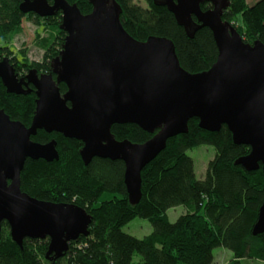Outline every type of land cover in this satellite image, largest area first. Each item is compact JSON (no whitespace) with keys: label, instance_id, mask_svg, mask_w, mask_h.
Instances as JSON below:
<instances>
[{"label":"water","instance_id":"1","mask_svg":"<svg viewBox=\"0 0 264 264\" xmlns=\"http://www.w3.org/2000/svg\"><path fill=\"white\" fill-rule=\"evenodd\" d=\"M89 1L93 10L85 15L67 0H21L24 14L45 18L62 13L67 37L51 73L31 69L20 77L10 58L0 59L7 92L28 95L32 85L37 96L30 127L0 108V239L4 222L21 248L26 238L49 239L50 261L62 258L73 241L89 236L93 216L76 204L42 201L22 191L21 173L28 159H60L55 139L45 144L32 140L40 130L81 141L86 166L94 158L123 161L132 205L142 198L143 169L166 149L169 139L188 133L194 118L209 132L226 125L235 144L251 148L235 163L249 172L264 169V43H246L223 20L230 0H154L190 38L202 28L212 31L219 55L202 73L181 66L172 40L132 37L121 22L117 0ZM205 3L213 8L203 11ZM62 83L66 93L60 90ZM117 124H135L153 137L142 144L119 141L112 133ZM252 233H264V202Z\"/></svg>","mask_w":264,"mask_h":264},{"label":"trees","instance_id":"2","mask_svg":"<svg viewBox=\"0 0 264 264\" xmlns=\"http://www.w3.org/2000/svg\"><path fill=\"white\" fill-rule=\"evenodd\" d=\"M67 1L85 15L93 10L89 0ZM145 1L146 7L135 0H117L122 8L121 22L132 37L143 42L153 36L172 40L181 66L190 73H202L215 64L219 51L209 28L190 38L166 7L154 0ZM230 2L223 20L236 28L246 43H264V0L254 5L247 0ZM20 4L21 0H0V59L10 58L20 77L31 69L51 73V63L67 37L61 29L62 13L42 18L24 14ZM201 8L208 11L213 6L205 3ZM25 20L42 28L43 33L37 34L45 51L42 62L30 60L27 50L16 53L12 47ZM30 88L28 95L10 94L0 79V108L27 127L32 123L37 98L34 87ZM60 90L66 93L67 86L60 84ZM112 133L119 141L136 144L153 137L135 124L114 125ZM53 139L58 142L60 159H28L21 173V189L42 201L85 208L93 216L89 236L73 241L62 258L50 261L46 258L49 239L26 238L21 248L4 222L0 264H214V250L219 247L233 253L227 264H243L245 259L264 262V233H252L264 202V169L261 166L249 172L235 163L251 148L235 144L226 125L218 132H209L200 128L198 119H191L188 133L169 139L166 149L143 169L142 198L137 205L128 198L123 161L94 158L86 166L80 155L81 141L43 130L32 137L42 144ZM202 146L214 147L216 156L206 177L198 179L194 159L188 153ZM105 195L112 198L101 201ZM177 207L186 213L172 223L168 211ZM138 217L153 227L142 239L123 231ZM136 256L139 261H135Z\"/></svg>","mask_w":264,"mask_h":264},{"label":"rangeland","instance_id":"3","mask_svg":"<svg viewBox=\"0 0 264 264\" xmlns=\"http://www.w3.org/2000/svg\"><path fill=\"white\" fill-rule=\"evenodd\" d=\"M259 0H247L249 5H254ZM135 2L141 6L146 7L145 0H135ZM43 33L42 28L34 25L32 22L25 20L23 22V32L18 35L12 47L14 51L18 53L20 50L25 49L28 51L29 59L36 62H42L44 59L45 51L42 49L40 43L37 42V34ZM195 162V172L198 179H204L206 177L209 163L215 158L216 151L212 146H202L188 153ZM111 195H105L101 201L111 199ZM100 201V202H101ZM186 210L183 207H177L168 211L169 219L172 223L176 222L178 218L185 214ZM123 231L139 239L148 236L153 232L151 223L144 218H136L123 228ZM233 258V253L223 247H219L214 250V264H227ZM140 257L136 256L135 261H139ZM243 264H264L260 260H243Z\"/></svg>","mask_w":264,"mask_h":264},{"label":"flooded vegetation","instance_id":"4","mask_svg":"<svg viewBox=\"0 0 264 264\" xmlns=\"http://www.w3.org/2000/svg\"><path fill=\"white\" fill-rule=\"evenodd\" d=\"M30 86H32V85H30Z\"/></svg>","mask_w":264,"mask_h":264}]
</instances>
